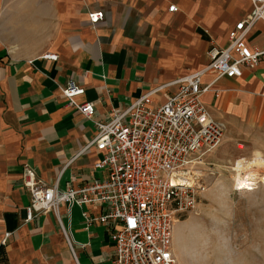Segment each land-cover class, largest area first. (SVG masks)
Here are the masks:
<instances>
[{
  "label": "crops",
  "instance_id": "obj_1",
  "mask_svg": "<svg viewBox=\"0 0 264 264\" xmlns=\"http://www.w3.org/2000/svg\"><path fill=\"white\" fill-rule=\"evenodd\" d=\"M169 4L176 10L168 11ZM250 8V0H0V245L5 264H112L106 227L85 226L81 216L82 210L98 215L97 205L62 202L59 222L51 212L25 219L22 164L59 190L102 174L92 169L99 154L92 147L83 149L94 126L66 104L60 92L65 81L83 88L75 102H92V118L106 120L111 109L201 69L209 44L225 46L227 30ZM90 11H101L102 19L89 23ZM244 40L264 49V21L254 23ZM45 53L56 58H43ZM211 78L207 74L202 81ZM211 89L217 96L210 90L200 98L213 119L238 129L241 138L254 133V139L237 145L263 156L264 59L253 68L241 67L237 76L218 78ZM173 90L165 87L164 94ZM163 99L162 90L152 97Z\"/></svg>",
  "mask_w": 264,
  "mask_h": 264
},
{
  "label": "built area",
  "instance_id": "obj_2",
  "mask_svg": "<svg viewBox=\"0 0 264 264\" xmlns=\"http://www.w3.org/2000/svg\"><path fill=\"white\" fill-rule=\"evenodd\" d=\"M250 4V12L227 30L225 46L209 44L208 61L201 69L143 93L122 109H111L106 120L92 118V102H75L83 88L66 80L60 92L68 106L92 122L94 134L83 149L92 147L99 154L92 169L102 174L59 190L55 184L43 183L31 166L22 164L20 180L28 193L25 219L41 212L57 217L62 202L79 207L94 204L98 215L82 210L81 216L85 226L96 223L106 227L112 264H177L171 252L174 215L194 209L198 193L204 190L190 169L213 151L224 135V126L213 119L200 97L210 90L217 96L211 85L218 78L237 76L241 67L253 68L264 59V49L250 47L244 40L254 23L264 21V0H250ZM167 10L176 7L169 4ZM87 19L95 24L102 19V12L90 11ZM42 57L55 59L56 55L45 53ZM207 74L212 78L203 82ZM169 86L174 90L166 95L164 88ZM161 90L164 99L154 102L152 97ZM247 162L239 163L238 170L232 168L236 161L230 167L238 173L232 180L234 191H251L263 180L257 165L244 166ZM59 227L70 248L66 231L61 224Z\"/></svg>",
  "mask_w": 264,
  "mask_h": 264
},
{
  "label": "rangeland",
  "instance_id": "obj_3",
  "mask_svg": "<svg viewBox=\"0 0 264 264\" xmlns=\"http://www.w3.org/2000/svg\"><path fill=\"white\" fill-rule=\"evenodd\" d=\"M230 127H224L220 144L190 169L204 190L194 209L174 215L171 248L177 264H264V154L255 156L258 151L250 154L237 145L254 133L241 138ZM244 159V166L257 165L263 180L251 191H234L238 173L232 170Z\"/></svg>",
  "mask_w": 264,
  "mask_h": 264
},
{
  "label": "trees",
  "instance_id": "obj_4",
  "mask_svg": "<svg viewBox=\"0 0 264 264\" xmlns=\"http://www.w3.org/2000/svg\"><path fill=\"white\" fill-rule=\"evenodd\" d=\"M6 258L4 253V248L0 245V264H5Z\"/></svg>",
  "mask_w": 264,
  "mask_h": 264
},
{
  "label": "bare ground",
  "instance_id": "obj_5",
  "mask_svg": "<svg viewBox=\"0 0 264 264\" xmlns=\"http://www.w3.org/2000/svg\"><path fill=\"white\" fill-rule=\"evenodd\" d=\"M259 155V152H256V155L255 156H258ZM257 160V159H256Z\"/></svg>",
  "mask_w": 264,
  "mask_h": 264
},
{
  "label": "snow or ice",
  "instance_id": "obj_6",
  "mask_svg": "<svg viewBox=\"0 0 264 264\" xmlns=\"http://www.w3.org/2000/svg\"><path fill=\"white\" fill-rule=\"evenodd\" d=\"M242 187H243V185H242Z\"/></svg>",
  "mask_w": 264,
  "mask_h": 264
}]
</instances>
